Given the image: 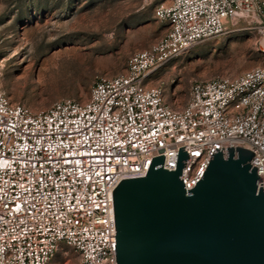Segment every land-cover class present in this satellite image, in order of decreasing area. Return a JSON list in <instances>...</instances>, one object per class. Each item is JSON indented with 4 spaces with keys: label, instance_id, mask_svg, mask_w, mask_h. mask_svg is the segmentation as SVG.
Wrapping results in <instances>:
<instances>
[{
    "label": "built area",
    "instance_id": "1",
    "mask_svg": "<svg viewBox=\"0 0 264 264\" xmlns=\"http://www.w3.org/2000/svg\"><path fill=\"white\" fill-rule=\"evenodd\" d=\"M166 31L129 56L123 73L96 77L82 102L58 100L33 111L0 91V264H50L61 244L83 264H116L113 193L179 151L186 191L216 151L252 152L264 190V66L193 83L173 108L149 73L240 20L255 24L264 50V0H149Z\"/></svg>",
    "mask_w": 264,
    "mask_h": 264
},
{
    "label": "rangeland",
    "instance_id": "2",
    "mask_svg": "<svg viewBox=\"0 0 264 264\" xmlns=\"http://www.w3.org/2000/svg\"><path fill=\"white\" fill-rule=\"evenodd\" d=\"M149 0H0V91L38 111L58 100L82 102L100 75L123 73L133 53L167 29ZM264 66L261 33L240 20L216 37L153 69L149 86L181 108L190 86ZM50 264H83L61 244Z\"/></svg>",
    "mask_w": 264,
    "mask_h": 264
},
{
    "label": "water",
    "instance_id": "3",
    "mask_svg": "<svg viewBox=\"0 0 264 264\" xmlns=\"http://www.w3.org/2000/svg\"><path fill=\"white\" fill-rule=\"evenodd\" d=\"M252 152L216 151L186 191L177 167H157L122 180L114 190L116 264H264V190Z\"/></svg>",
    "mask_w": 264,
    "mask_h": 264
}]
</instances>
